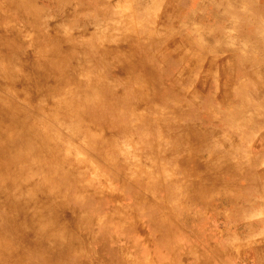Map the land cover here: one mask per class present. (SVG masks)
<instances>
[{"label":"rangeland","instance_id":"rangeland-1","mask_svg":"<svg viewBox=\"0 0 264 264\" xmlns=\"http://www.w3.org/2000/svg\"><path fill=\"white\" fill-rule=\"evenodd\" d=\"M81 1L0 0V43L16 51L0 46V95L27 140L49 128L74 147L73 173L58 176L69 194L90 185L88 211L71 198L53 209L70 241L16 230L2 249L29 264H264V0ZM55 76L89 86L106 123L84 113L93 136L48 116L69 110L67 94L48 93ZM190 134L208 140L197 149Z\"/></svg>","mask_w":264,"mask_h":264},{"label":"bare ground","instance_id":"bare-ground-1","mask_svg":"<svg viewBox=\"0 0 264 264\" xmlns=\"http://www.w3.org/2000/svg\"><path fill=\"white\" fill-rule=\"evenodd\" d=\"M100 1L104 0H82L81 2L83 5H87L89 9L93 11L96 10V3ZM255 1L258 2V0ZM190 14H192V11ZM130 30L135 35L140 34L139 29L135 26H131ZM142 31L144 30L142 29ZM47 42L52 41H49L48 38L45 42L42 40L43 45L47 44ZM76 45L77 44H73V42H68V46L70 48H74ZM0 46L3 49V56H16V51L14 49L15 47L12 43H8L3 40L0 43ZM49 54H51V52ZM62 56L60 57L63 58ZM50 63L51 62H48L47 60L38 62L39 69H37V71L47 69ZM69 63H72V61ZM51 71L52 68L48 69L47 73L50 74ZM54 75L50 74L49 76ZM45 76H47V74H45ZM56 78L58 77L55 76V78H46L50 81V84L54 85V88H50V92L48 93L50 97L55 95L64 97L67 94V97H69L68 101L70 103L67 106L69 110L64 116L61 115L58 110H56V112H52L51 114L49 113L48 116L50 118L53 116V118H56V121L58 122L61 120L62 124H65L64 126H69L70 129H72V131L76 132L77 134L84 133L86 136H93L94 130L90 128V126H85L83 130L80 129L81 125L83 126L84 124V113H90L92 115V119L90 121L91 124L94 123V125L100 126L104 123V120L101 121L98 116V108L93 102L95 96L89 92V86L86 87L85 84L82 90L81 88L77 90V84L73 85L72 82L64 81L60 77L59 78L61 80L57 82L58 79ZM71 78L73 80H77L79 76L74 75L71 76ZM67 83L72 84L73 88ZM108 92L109 96H118V94H115L112 91ZM81 102L84 103L85 106L83 111H80V114H78V106L81 104ZM73 115H76V117L79 116L78 119L81 121L77 120L76 123L71 122L69 120V116ZM24 117L25 115L17 111L15 105L10 106L8 101L2 99L0 95V201L6 202V207L3 211H1L0 214V244H4V240H6L10 247L16 246L17 239L14 236L16 230L18 232L20 230L33 234L36 232L42 233L45 236L44 238L50 237L56 240L60 239L62 242L70 241L71 239L68 240V238L64 235L65 233L63 234L69 223L64 217H60L57 212L53 211V209L55 206H57L60 199L65 200L71 198L72 202L81 200L79 206L74 205L73 207H79L84 211H88L87 206L84 204V198L90 191V185L88 183L81 185L77 196H71L69 194V191L66 190V186L59 182L58 176L62 172L61 167L65 165H67L66 171L73 173L71 168H69L72 160L69 154L71 153L72 149H74V147L68 143L60 145L55 133L49 128L46 130L42 129L35 131L34 136L27 140V136L25 134L26 130L24 129ZM100 134L99 138L102 137ZM206 140H208V137L205 134H203L201 138L197 134L194 136L190 134L188 137L189 143L194 144V146L196 145L195 147L197 149H199L200 145H203ZM177 142H179V140H177ZM65 144L68 145L64 146ZM22 163H25L24 165L26 169L21 171ZM29 172L38 174V178L34 181H28L26 175L29 176L27 174ZM43 172H45V175ZM252 175H255V173ZM33 204L38 205V211H33ZM23 212L25 215L21 214ZM6 215L9 218H12L10 219V222L5 221L7 218ZM93 215L94 214L91 211V218ZM63 219L65 220V223L63 222ZM87 221H89V219ZM38 245L40 247H44L46 245V239L42 240L41 243L39 242ZM3 251L4 256L0 261V264L31 263L32 259H28L23 253L14 257L11 250L6 247L3 250L0 245V254L3 253ZM44 253L45 249L43 252H41V254L44 255ZM39 258L41 257L39 256Z\"/></svg>","mask_w":264,"mask_h":264},{"label":"crops","instance_id":"crops-1","mask_svg":"<svg viewBox=\"0 0 264 264\" xmlns=\"http://www.w3.org/2000/svg\"><path fill=\"white\" fill-rule=\"evenodd\" d=\"M261 222H262V223H261ZM258 223L261 224L260 227H259V230H261V229L264 230V217H263L262 219H260V220L258 221Z\"/></svg>","mask_w":264,"mask_h":264}]
</instances>
